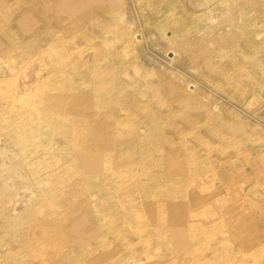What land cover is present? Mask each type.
Masks as SVG:
<instances>
[{"label": "rangeland", "instance_id": "obj_1", "mask_svg": "<svg viewBox=\"0 0 264 264\" xmlns=\"http://www.w3.org/2000/svg\"><path fill=\"white\" fill-rule=\"evenodd\" d=\"M87 1L0 0V23L10 29L0 24V264H264V22L257 5L244 9L239 26L222 28L244 0H176L167 18V0H90L91 21ZM98 4L105 40L129 46L109 63L137 73L101 78L93 68L95 85H118L108 93L116 101L106 90L80 100L79 110L103 130L92 138L97 154L120 144L134 164L128 174L109 170L103 183L102 169L70 165L61 150L69 141L56 146L31 128L51 102L45 92L63 83L71 65L94 60L113 68L104 67L114 44L97 35ZM63 39L71 40L69 56L55 65L50 44ZM69 122L60 121L59 131L75 134L86 150V131ZM61 193L63 209H56L50 200Z\"/></svg>", "mask_w": 264, "mask_h": 264}, {"label": "bare ground", "instance_id": "obj_2", "mask_svg": "<svg viewBox=\"0 0 264 264\" xmlns=\"http://www.w3.org/2000/svg\"><path fill=\"white\" fill-rule=\"evenodd\" d=\"M244 1H245L244 3L239 4L238 6H236L235 9H233L232 14H231V17L233 18V20L224 21L223 25L221 26L222 28L229 27V26H231L230 24H235L236 26H239L238 23H239L240 20H238V19L241 18V13H243L244 9L247 8L249 5H257L258 10H259L258 15H260L261 21L264 22V6L262 5L264 0H244ZM94 5L95 4L91 3V1L89 0V1L86 2L85 8H83V11L84 10L86 11V15L88 16V20L89 21H91L93 16H94L93 14H90L91 13L90 10H91V8ZM176 5H177V1L176 0H167L163 4L162 9H163V13L165 14L164 15L165 18H167L168 16H171V14L173 13L174 8H175ZM97 9L101 13V14H99V20H98V17H95L96 25H97L96 29L98 31L97 35L101 37L102 42H103V41H106L104 36H105L106 32L108 31V23L105 20V18H106L105 11L101 12L100 4H98V8ZM237 14H238V18L236 20L235 17L237 16ZM255 17H257V16H254L252 20H249L252 24H255L257 22ZM4 21L2 20L1 23H0V24H2V29H1L2 31H6L7 30L6 27H5V22ZM173 24H176L175 21H174ZM173 24H170V26L174 30H178V27L174 26ZM240 25L241 26L244 25V21H241ZM9 30L10 29L7 30L8 34H9ZM242 32L245 33L244 30ZM10 33H14V31L13 32L10 31ZM49 39L52 40V38H49ZM63 40H65L64 44L63 43H57L55 45H53L52 43L50 44L49 53L51 54V60H52L53 63H55V65H58L57 63L61 64L62 59L64 57H68L69 56V54H65L64 52L66 50V53H68L66 47H67V43L69 41H71V40H69V39H63ZM15 41H13V42H15ZM111 42H112V38H109L108 41H106L107 44H104L105 46L114 44L112 46H109L110 48L108 50L105 49L107 51L105 53L106 55H105L104 61H106V60L107 61H106V65H104V67L105 68L106 67H113V68L108 69V70L103 69L102 68L103 65L100 62H96L94 60L91 61V64H87V63L84 62L82 64L78 63L77 65H75L73 67L71 65L70 69L72 71L70 70L69 73L66 72V75H65V73L62 72L63 74L61 76H64V78H65V80H63V83L60 84V85L58 84L56 86H53L51 89H47V91L45 92V95H46L45 99H47V98L51 99V102H46L48 104V109L41 108L44 111L43 113L40 112L41 109H38V111L36 109L33 110V112H35V113H41V121L39 122V124L34 123L33 126L31 127L33 132H35L36 134H39L41 138L46 136V137H50L52 139L54 137L55 140L54 139L53 140H54L55 143L57 142V139H60V141L62 143H63V139L64 140L66 139V142L69 141V143L71 145L70 148L65 147V148H63L61 150H63L62 152L67 151V153L65 155H66V158L69 161L70 165L76 166L77 168L78 167L79 168L82 167L84 170L90 171V172H91V170L96 171L98 169H102L100 174H99L100 175L99 178H100L101 182L102 181L105 182L107 180L106 173L109 170L112 169L113 171H115V174L116 173L128 174L130 172V170L132 168V164H133V162H131L130 160H127V158L124 155V153H122L124 148L120 144H118L117 146H114V145L112 146V144L109 143V146L105 147V149H103V151H101V152H99L97 154V152L94 150V148H92V146H93L92 144H93V141L95 142L96 139L103 134V130L102 129L100 130V127L96 126L95 122H97V121L94 118H92V116L88 115L87 111H80L79 110V108H81L80 100L82 99V97L87 98V96L88 95L90 96L91 94H93L94 96H96V95L97 96L98 95L99 96H103L104 90H106L105 94L108 95V93L111 92L110 90H116L117 89L118 85L117 84H113V83L111 84L112 88H110L109 90L108 89H103L102 85L100 83H99V85H95L96 83H94V79H91V75H90V72L92 74L93 68L95 70H98V73L101 75V78L114 76L115 74H118L119 76L121 74V75L125 76V79H132V78L134 79V78L137 77L136 76L137 73L134 71V69L130 70L131 69L130 66H124V67L117 66V67H114V64H112V63L110 64L109 63V59L108 58L117 57V56L125 53L128 50V48H129V46L126 43H124V42L120 43L121 45L119 44L120 47H118V45H117L118 43H111ZM15 44H17V43H15ZM29 44H30V42H29ZM45 45H47V44H45ZM23 52H25V51H23ZM99 52H101V50ZM246 54L249 55V57L250 56H252V57H256L257 56L256 54H254V53H252L250 51L244 53V55H246ZM65 61L68 62L69 59H65ZM100 65H101V67H100ZM101 71H102V73H101ZM2 87L3 86L0 85V90H1ZM44 90H42V91H44ZM164 91H167V90H164ZM43 95H44V92H43ZM112 95L113 94H109L107 97H109L111 103H114L116 101V99ZM151 101L152 102H156L159 105H164V102L162 101L161 97H157V98H154V99L152 97ZM172 103L173 104H182L178 100H173ZM27 114H29V112H26L25 115H27ZM171 115H173L172 112H171ZM108 116H111V114H108ZM43 117H44V119H43ZM64 119L67 120V121H70L69 123H72L74 125L78 124L80 126V128H78L79 133L80 132L83 133L84 131H86V139L85 140L88 143L87 144L88 147H86V150L82 149V147H80V146H78L76 144L77 136L75 134H72L70 136V135L64 134L63 132L59 131V127H60V125H59L60 123L59 122L64 120ZM85 122H89V127H87L86 129H84L82 127V125ZM27 131L30 133L31 129L29 128ZM92 138H93V141H92ZM56 146H57V143H56ZM61 146H62V144H61ZM42 149L44 151L50 152L51 151V146L49 144H46V145H43ZM50 154H51V152H50ZM139 160H140V158H139ZM136 163H138V162H136ZM101 174H104V176H102ZM66 196H67L66 194H62V193L61 194H57L56 196L52 197V199L50 200V204L56 209L60 205L62 207V209H63L62 203H64V200H65ZM168 202H170V201H168ZM148 205H150V204L147 203L146 206H148ZM162 205H164V204H162ZM169 205L173 206V203H169ZM42 209H44V208H42ZM42 209L40 211H42ZM84 211H85V209L83 210V212ZM39 215H41V214H39ZM164 217H167V216H164ZM189 219H191V218L189 217ZM194 222H192V223H194ZM88 231L89 230H87V232ZM149 231H150V229H149ZM163 232H165V231H163ZM148 233H150V232H148ZM144 236H145V234H144ZM146 236H147V234H146ZM75 242H77V241H75ZM43 245H41V246H43ZM50 245H49V247H50ZM65 246H66V244H65ZM51 247H50V249H51ZM43 248H44V246H43ZM72 251H73V249H72ZM151 255H153V254H151ZM36 257H37V255H36ZM62 257H64V256H62ZM65 258H66V256H65ZM90 263H91V260H90Z\"/></svg>", "mask_w": 264, "mask_h": 264}]
</instances>
